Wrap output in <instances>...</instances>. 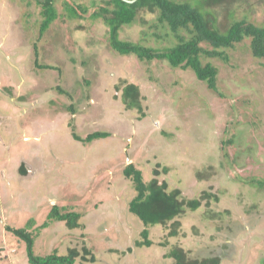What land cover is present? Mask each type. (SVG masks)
<instances>
[{"label": "rangeland", "instance_id": "374dc122", "mask_svg": "<svg viewBox=\"0 0 264 264\" xmlns=\"http://www.w3.org/2000/svg\"><path fill=\"white\" fill-rule=\"evenodd\" d=\"M67 1L81 15L88 7L87 16L104 6L101 0ZM175 1L215 7L208 0ZM56 8L60 17L40 38L36 2L0 0V264H30L25 243L7 231L29 220L36 255L86 246L96 257L76 264H174L165 256L177 246L192 259L264 264V187L251 184L264 182L262 63L241 45L230 61L214 63V92L190 70L116 54L102 19L71 20L63 2ZM236 9V18L264 24L262 0ZM147 14L121 28L120 39L168 48L176 37L158 13ZM128 85L138 88L141 110L122 103ZM73 132L111 135L83 143ZM24 159L43 171L35 178L31 162L29 180L20 178ZM130 164L146 182L158 171L187 200L208 193L219 202L205 195L200 210L179 219L178 237L167 238L168 230L155 226L149 228L153 245L135 247L145 226L129 211L134 186L123 171ZM52 202L62 212L80 213L82 227L54 222L41 228Z\"/></svg>", "mask_w": 264, "mask_h": 264}, {"label": "trees", "instance_id": "16d2710c", "mask_svg": "<svg viewBox=\"0 0 264 264\" xmlns=\"http://www.w3.org/2000/svg\"><path fill=\"white\" fill-rule=\"evenodd\" d=\"M33 1L38 4L40 14L43 17L39 23L38 36L40 38L50 30L54 22L60 17L56 3L63 2L69 12L67 16L71 20L86 17L93 20L102 19L109 31L110 47L116 54L135 56L140 61L145 62L162 61L175 69L190 70L199 81L206 82L208 88L214 92H218L217 79L219 74V68L214 63L216 61H230L229 53L240 48L241 45L253 59L261 62L264 66V24H256L247 19L236 18V8L240 7L242 3L249 2V0H208L215 4V7L210 9L202 6L197 8L187 1L175 0H128L134 1L133 3L123 0H101L104 6L93 11L89 16H87L88 7H82L83 13L81 15L67 0ZM262 4H264V0H262ZM222 12H225L226 20L221 22L220 15ZM147 13H158L157 20L163 28L176 37V43H169L168 48L160 49V47L157 49L120 39L121 28L134 25L138 18L148 16ZM34 49L35 52L38 50L37 45H34ZM45 67L54 69L53 66ZM138 92L135 85H129L125 89L124 102H126L128 110H131L132 107H136L138 110L142 109ZM142 115L145 116L144 110ZM110 135L107 132H94L87 135L86 138L74 134V138L83 143H90L94 140L108 138ZM123 175L134 186L135 196L129 203V211L140 219L145 226L141 233L143 241L137 240L135 247L153 245L154 242L149 238V228L155 226L168 230L167 238L178 237V228L181 225L179 219L188 210L191 212L200 210L205 195L213 198V202H219L217 196H211L208 193L200 198L185 199L180 188H171L169 181L161 180L158 177L160 175L158 171H155L151 181L146 182L143 171L134 164L128 165L124 169ZM251 184L260 188L264 187L262 181L252 180ZM81 218L82 215L78 212L62 213L58 207H54L48 220L42 224L41 228H47L53 221H64L69 229H76L82 227L79 221ZM34 225V220H29L23 228H7L8 232L25 243L30 264H76L79 259L87 263L96 261L95 255L86 246H83V252L72 247L65 255L59 254V251L56 250L46 256L36 255L34 250L35 236L32 233ZM166 244L162 245L166 246ZM128 251L132 253L133 249L130 248ZM89 255L91 256L90 259L87 257ZM166 256L173 259L175 264H221V259L217 256L192 259L188 257V252L179 246L174 247Z\"/></svg>", "mask_w": 264, "mask_h": 264}, {"label": "crops", "instance_id": "0c3cea01", "mask_svg": "<svg viewBox=\"0 0 264 264\" xmlns=\"http://www.w3.org/2000/svg\"><path fill=\"white\" fill-rule=\"evenodd\" d=\"M126 87L128 88L129 85L126 86ZM123 93H125V89L123 90ZM115 100H117V99H115ZM118 101H119V100H118ZM124 101H125V98H122V103L125 105V108H127V107H126V102H124ZM26 104H27V103H26ZM29 105L31 106L32 103L30 102ZM33 105H35V104H33ZM73 114H74V113H73ZM74 134H76V133L73 132V136H74ZM0 136H1V137H4V134H2V131H1V130H0ZM25 137H26V138H25ZM25 137H24L25 140H30V137H28L27 135H26ZM38 137H39V136L36 137L37 140H39ZM108 138H110V137H108ZM108 138H107V139H108ZM74 139H75V138H74ZM26 160H27V159L22 160L21 165H20V167H19L20 178H24V179H26V180H29V178L27 179L26 176H27L28 174L31 175V174L34 173V172H35V175H34V176H35V178H36V176L39 175V174L41 173V171H43V169H41L38 165L34 164L32 161H30V162H29V161L26 162ZM31 162H32L31 165H33V166L36 165V166H37V172H36L34 169H33L34 171H31L32 173H30V172L28 171V170H30V164H29V163H31ZM6 178H7V177H6ZM51 204H52V205H51V208H52V209H51V211L48 213L47 220H48V217H49L50 213L53 211V208H54V207H58V208H59V211L62 212V211H61V208H60L59 206H57L56 204H53V202H52ZM62 213H65V212H62ZM81 219H82V218H81ZM81 219L79 220L80 223H81ZM47 220H46V221H47ZM46 221H45V222H46ZM45 222H44V223H45ZM54 222L56 223L57 221H53V222H51L50 225H49L47 228H49V227L52 225V223L54 224ZM44 223H43V224H44ZM60 223H64L65 226L67 227V225H66V223H65L64 221H58V222H57V225H58V224L60 225ZM81 224H82V223H81ZM67 228H68V227H67ZM80 228H81V227L76 228V229H70V230H77V229H80ZM45 229H46V228H45ZM68 229H69V228H68ZM54 250H56V249H54ZM165 257H167V256H165ZM214 257H216V256H214ZM217 257H218V256H217ZM220 259H221V264H222V261H223V260H222V258H220ZM174 264H175V263H174Z\"/></svg>", "mask_w": 264, "mask_h": 264}, {"label": "water", "instance_id": "95a60500", "mask_svg": "<svg viewBox=\"0 0 264 264\" xmlns=\"http://www.w3.org/2000/svg\"><path fill=\"white\" fill-rule=\"evenodd\" d=\"M123 1H126V2H128V3H133L134 1H128V0H123Z\"/></svg>", "mask_w": 264, "mask_h": 264}]
</instances>
